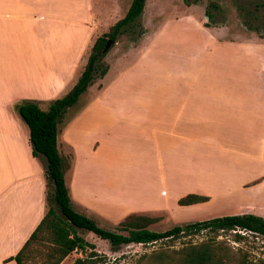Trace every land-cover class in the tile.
Segmentation results:
<instances>
[{
  "label": "crops",
  "instance_id": "crops-1",
  "mask_svg": "<svg viewBox=\"0 0 264 264\" xmlns=\"http://www.w3.org/2000/svg\"><path fill=\"white\" fill-rule=\"evenodd\" d=\"M51 13V0H0V264H15L8 257L19 250L47 208L45 161L41 156H32L27 126L25 130L21 118L15 115L14 105L29 100L40 108L42 103L50 102L72 86L65 84L68 51H52V41L42 33L51 22ZM198 27L205 29L199 22ZM156 34L157 30L151 38L143 36L136 46L116 57L103 76L97 78L94 88L92 83L86 88L85 102L77 105L60 130L57 126V150L70 159L64 173L70 205L94 222L109 216L111 207L116 205L111 197L118 186L117 173L123 159L134 162L141 159L146 175L157 174L158 183L160 166L172 159L173 163L185 166L183 173L179 167H173L172 176L192 179L194 186L190 191L204 195V188L196 185L197 176L207 174L209 169H198L196 151L197 144H205L224 152V159L236 158V168L245 169L241 168L245 162L262 165L254 182H241L244 187L258 188L264 182V54L260 53L261 46H255L261 42L259 38H252L254 44L253 41L251 45L245 44L251 48L250 55L226 48L230 45L221 46L213 38L211 44L220 48L205 45L189 56L187 62L183 57L182 61L178 59L180 56L165 53L163 58L172 59L173 64L170 72L162 67L160 101L155 104L143 100L100 101L104 94L118 89L132 56L146 59ZM166 109L172 110L168 117ZM151 111L154 117H150ZM229 122L249 125V135L257 136L251 141L254 143L251 149L247 145L238 149L216 140V144L204 143L206 136H219L214 127ZM131 130L139 136V143L128 140ZM244 140L243 135L241 141ZM218 165L215 161L208 166ZM227 172L234 173L231 169ZM162 176L166 177V173ZM145 180L149 198H160V190L159 196L151 193V182ZM153 205L126 209L154 216L160 213V203ZM86 240L95 243L94 239Z\"/></svg>",
  "mask_w": 264,
  "mask_h": 264
},
{
  "label": "rangeland",
  "instance_id": "rangeland-1",
  "mask_svg": "<svg viewBox=\"0 0 264 264\" xmlns=\"http://www.w3.org/2000/svg\"><path fill=\"white\" fill-rule=\"evenodd\" d=\"M129 1L51 0V22H48L46 32L42 31V33L52 41V51L60 49L68 51L66 87L71 86L73 79L80 73L94 39L106 32L108 27L123 15ZM198 22L205 26L203 31L198 27ZM156 30L157 34L151 43V49L146 59H134L132 56L128 60L129 67L125 69L127 70L125 75L117 84L118 89L104 94L100 99L101 102L143 100L155 104L160 101V72L163 68L170 72L173 64L172 59L165 60L163 58L162 55L165 53L180 56L178 59L183 57L187 62L189 56L195 55V52L198 53V50L205 45L214 49L220 48L222 45L225 47L230 45L226 48L250 55L249 49L251 48L245 44H250L253 41L252 38H259L261 42L255 43V46H261L260 53L264 54V0H145L141 15L132 24L124 27L115 37L100 65L108 66L113 63L115 58L122 55L127 48L136 46L143 36L147 38L154 36ZM210 38L219 40L222 43L221 46H213ZM228 42L231 44H227ZM160 62L163 65L160 66ZM193 70L192 68L191 72ZM96 83H98L97 78H94L92 89ZM85 93L80 94L77 101L65 109L57 123L59 130L77 105L85 102ZM61 95L63 93L55 95L52 99ZM48 104L49 101L42 103L40 109L46 110ZM164 112L168 117L172 110L166 109ZM149 114L150 117H154L152 111ZM15 115L19 118L17 114ZM156 117H159L158 113H156ZM20 121L26 130L25 123L21 119ZM259 127L254 126L253 128L259 129ZM214 128L218 130L219 136H215V134L206 136L204 143L209 142L211 145L223 142L225 145L238 149L247 145L251 149L254 146L251 141L257 137L255 133L249 135L251 131H249L250 128L246 122L237 124L229 122V124ZM243 135L245 140L248 138L250 141L242 142ZM128 136L129 141L135 139L139 143V136L135 134L134 130H131ZM223 153L215 147L197 144L196 165H200L198 169L202 167V169L208 168L209 170L207 174L197 176L196 185L204 188L206 192L203 194L208 196V200L203 204L187 206L178 205L176 200L187 193H194L195 191H190L194 183L192 179L191 181L184 179L183 175L172 176L173 167H179V171L182 170L183 173L185 166L178 165L176 161L173 163L172 159L166 160V165L160 166L162 178L159 177L160 182L158 183L157 174L146 175L147 172H144L140 163L141 159L136 158L135 162L123 159L120 171L117 173L118 186L115 194L113 191L111 197L116 205L111 207L109 216L102 217L95 223L100 227L116 230L119 221L127 214L134 213L130 210H128L130 213H127L126 207H137L138 205L150 207V204H154V207L159 203L160 213L154 216L143 213V215L156 218L153 223L148 225L150 230L163 231L174 225L228 214L252 213L264 218V182L258 188L255 187L256 185L248 187L241 185L242 181L243 184L254 182L259 176L258 172L261 171L262 165L253 163L251 166V162H245L241 167H246L245 169L236 168L237 159L234 157L231 160L224 159ZM215 161L219 162V165L210 168L208 165ZM132 162H134L133 165ZM229 169L234 173L227 172ZM163 172L166 173V177L162 176ZM145 179L151 182V184L149 183L151 193L158 195L160 190V198H149L146 189L148 181L146 182ZM146 204L147 206H145ZM250 204L253 205L246 208V205ZM76 231L84 239H94L95 249L109 258L140 253L145 250L140 244L132 243L111 247L105 240L99 239L90 231L83 229H76ZM200 236H192L191 240H197ZM230 238L229 234L218 237V239H224L230 246L241 247L245 250L250 264H264V238L248 235L238 243L232 242ZM78 255L77 252H71L59 264H71ZM26 264L30 263L26 262Z\"/></svg>",
  "mask_w": 264,
  "mask_h": 264
},
{
  "label": "trees",
  "instance_id": "trees-1",
  "mask_svg": "<svg viewBox=\"0 0 264 264\" xmlns=\"http://www.w3.org/2000/svg\"><path fill=\"white\" fill-rule=\"evenodd\" d=\"M145 0H130L123 15L92 42L85 63L72 86L54 98L46 110L36 102L21 100L14 110L26 124L32 156L45 161L46 211L23 242L8 259L15 264H59L71 252L79 253L71 264H250L241 247L230 246L218 237L229 234L238 243L248 235L264 238V218L252 213L228 214L174 225L163 231L148 229L156 218L130 213L117 223L116 230L98 226L92 219L74 211L70 205L64 173L70 159L57 150V123L65 109L73 105L94 78L103 76L107 65H100L105 53L101 49L107 38L115 37L142 13ZM208 196L187 193L178 205L204 202ZM76 229L90 231L111 247L140 244L145 250L109 258L95 249L93 243L80 236ZM201 235L192 241V236ZM158 245L155 246V244ZM124 259V260H122Z\"/></svg>",
  "mask_w": 264,
  "mask_h": 264
},
{
  "label": "water",
  "instance_id": "water-1",
  "mask_svg": "<svg viewBox=\"0 0 264 264\" xmlns=\"http://www.w3.org/2000/svg\"><path fill=\"white\" fill-rule=\"evenodd\" d=\"M113 42H114L113 39L107 38L102 49H101V53H105L107 51L108 47L110 46V44Z\"/></svg>",
  "mask_w": 264,
  "mask_h": 264
}]
</instances>
